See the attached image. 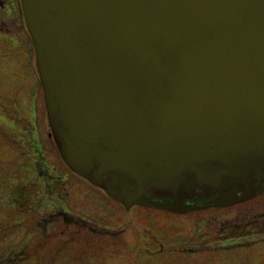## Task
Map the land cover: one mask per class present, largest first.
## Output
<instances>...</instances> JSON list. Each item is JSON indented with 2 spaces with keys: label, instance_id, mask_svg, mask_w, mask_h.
<instances>
[{
  "label": "water",
  "instance_id": "95a60500",
  "mask_svg": "<svg viewBox=\"0 0 264 264\" xmlns=\"http://www.w3.org/2000/svg\"><path fill=\"white\" fill-rule=\"evenodd\" d=\"M21 7L67 168L125 209L186 213L264 191V0ZM196 189L220 190L183 199Z\"/></svg>",
  "mask_w": 264,
  "mask_h": 264
},
{
  "label": "rangeland",
  "instance_id": "374dc122",
  "mask_svg": "<svg viewBox=\"0 0 264 264\" xmlns=\"http://www.w3.org/2000/svg\"><path fill=\"white\" fill-rule=\"evenodd\" d=\"M0 2V264H264V233L244 222L264 215L261 198L176 214L125 209L67 168L24 17Z\"/></svg>",
  "mask_w": 264,
  "mask_h": 264
},
{
  "label": "flooded vegetation",
  "instance_id": "af4514ba",
  "mask_svg": "<svg viewBox=\"0 0 264 264\" xmlns=\"http://www.w3.org/2000/svg\"><path fill=\"white\" fill-rule=\"evenodd\" d=\"M5 2L8 3V6L10 7L11 12L18 13V15H19V13H22L20 0H5ZM3 5H4V3L0 2V6L3 7ZM13 17L16 18L17 16H13ZM250 183L253 185L256 183V181L251 180ZM263 186H264V183H263ZM243 188H244V186L242 184H240L237 187V189H239V190H243ZM218 190H220V189H216V190L215 189L214 190H211V189L198 190V189H196V190H193L188 195V197L202 196V197H210L211 198V197L216 196L219 193ZM238 194H240V193H238ZM254 198H261L262 200H264V191L259 193V194L257 193L255 196H253L251 198L244 199V200L239 201V202L232 204V205H240L241 206L242 204H246L248 201H250V199H254ZM187 199H189V198H187ZM187 201H189V200H187ZM230 206L231 205L225 206V207H220V208H227ZM37 211L41 212V210H37ZM45 213H47V212H45ZM241 222L242 221H240V224H241ZM244 222H247V224H251V227H249V228H251V230H259V231H262L264 233V215L261 217H259L258 215L257 216H247L246 220H244ZM240 224L236 225V226H238L239 229H241V230H239L238 235H237L238 239L241 238V236H242L241 233L244 230L241 226L242 224L241 225ZM235 238H229L227 241L229 242L230 239H235Z\"/></svg>",
  "mask_w": 264,
  "mask_h": 264
},
{
  "label": "trees",
  "instance_id": "16d2710c",
  "mask_svg": "<svg viewBox=\"0 0 264 264\" xmlns=\"http://www.w3.org/2000/svg\"><path fill=\"white\" fill-rule=\"evenodd\" d=\"M43 94V93H42Z\"/></svg>",
  "mask_w": 264,
  "mask_h": 264
}]
</instances>
